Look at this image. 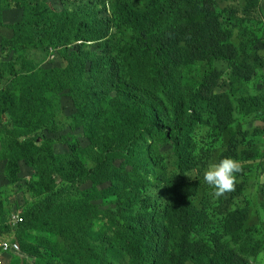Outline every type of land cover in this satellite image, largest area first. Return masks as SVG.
<instances>
[{
  "label": "trees",
  "instance_id": "16d2710c",
  "mask_svg": "<svg viewBox=\"0 0 264 264\" xmlns=\"http://www.w3.org/2000/svg\"><path fill=\"white\" fill-rule=\"evenodd\" d=\"M64 1L34 0L21 44L25 56L50 61L56 44L64 65L39 67L33 80L21 73L0 95V122L9 123L2 116L11 108V119L32 121L25 133L22 122L13 132L0 128L33 169L34 198L19 212L0 198L1 236L20 248L6 255L8 264H256L264 232L247 228L250 204L223 210L234 192L213 212L203 172L225 157L261 160L254 172L264 183V147L245 138L255 127L264 136L261 0H225L233 3L227 10L217 0H75L71 8ZM251 80L258 85L249 88ZM247 121L242 144L236 132ZM68 128L77 129L64 134ZM45 132L68 150L55 152ZM26 138L43 145L32 152ZM97 199L112 206L99 212ZM259 209L264 215V202ZM39 230L56 238L43 247L63 243V258L25 246Z\"/></svg>",
  "mask_w": 264,
  "mask_h": 264
},
{
  "label": "rangeland",
  "instance_id": "374dc122",
  "mask_svg": "<svg viewBox=\"0 0 264 264\" xmlns=\"http://www.w3.org/2000/svg\"><path fill=\"white\" fill-rule=\"evenodd\" d=\"M16 1L17 0H0V95L4 94L3 90L7 87L9 83H13L16 85L21 82V73H25V72L28 73V77L31 80H33V77L39 67L64 65V59L61 56L60 48H58L56 44H54L56 48L55 49L52 48L54 49L56 56L55 60L53 61H50L49 59L47 60L48 57L40 53L36 54L32 58L25 56L23 52L24 49L21 46V44L23 43V39L27 36L26 19H30L29 18L30 13L33 10L32 7L35 4V2L34 0H27L29 3V7L25 9H18L15 8ZM43 1L45 0H39V3ZM47 1H51L54 4V6L57 7V3L55 2V0H47ZM74 1L75 0H65L64 6L71 8ZM77 1L82 2V1H92V0H77ZM217 5L219 10H227L230 6L233 5V3L231 1L217 0ZM77 6L78 4L76 5V7ZM261 6L264 7V0H261ZM239 35L240 33L238 28H235L233 40L237 45H240V43L243 41L242 36L240 35L241 36L240 37ZM14 38H19V42L16 48L12 47V40ZM256 45H257L256 46L257 52L262 57H264V41H261ZM91 48L93 49L94 46L92 45ZM33 51L35 52V50ZM16 61H18V64L15 63ZM216 66L223 71L226 72L228 71V65L225 64L224 62L218 61L216 63ZM16 72H18V74H10ZM257 78H259V76ZM261 80H262L261 87H264V71L261 72ZM259 81L260 79H258V82ZM255 85L258 84L257 83L255 84L253 80H251L248 83L249 88ZM62 107L66 115L72 114V111L68 106V103L64 102V105ZM3 108L4 105L0 104V114ZM16 112L17 110L15 108H11L7 112H5V114H3L2 117L5 120L9 119V123H7V121L0 122V128L3 130L6 127L8 131L13 132L16 130V125L22 122L26 127V129L23 130L24 133L28 132V128L32 127L31 119L28 117H23L20 121L11 119V117ZM258 125L260 124L257 123V126ZM251 127H252L251 122L247 121L244 126H239L237 128L236 135L240 137L238 138L240 139V142H242V144H246V141L242 139L243 133L246 130H249ZM76 129L77 128L71 130L70 128H68L64 130L63 133L64 134L68 132L73 133L76 131ZM255 131H256V127L252 129L248 134H246L245 138L248 141L254 139L255 145L263 148L264 136H262V133L255 134ZM39 133L42 132L41 131L34 132L30 137H34ZM44 136L45 138H52L55 140L56 142L54 145L55 152L63 153L68 150L66 145H63L58 142L57 135H52L50 133L45 132ZM2 138H6L7 141L3 143L1 141ZM79 141L81 143V139H79ZM82 142L84 141L82 140ZM13 144H14V140L12 138L0 134V196H1L0 198L3 201L4 199H8V203L9 205L12 206L13 212H19L20 211L19 208L21 206H23L25 203L31 201L34 198L33 189L31 183L29 182L33 169L28 167L23 161L24 154L21 150L17 151L11 148ZM22 144L23 146H28V147L32 145V152H34L36 148L42 147L43 145L42 143L39 142L31 144L29 138L23 139ZM170 148L171 146H166L165 148L162 149V151H164L166 155H169ZM15 151H17V154L15 153ZM13 161H18L16 168H12L8 166V162H13ZM238 163L240 165V171L239 173L235 174L233 189L231 191L225 192L219 197H216L213 194V189L209 187V189L205 193V201L207 204L213 205L211 207L214 212V204L218 203V201H220L222 197L230 193L238 192L239 193L238 198H236V200L232 203L223 205L222 209L226 211L227 209L234 208V206L244 207L249 203L250 213H249V220L247 222V228H249L251 231H254L256 233L257 231L264 232V215L260 212L259 209V204L264 202V183L261 180L262 178L259 177L260 171H258L257 173L254 172L255 165L262 163V161L251 160V161L238 162ZM243 174H245V176ZM3 179L5 181V184L1 182ZM112 193L113 192H108L107 194H112ZM224 199L225 198H223V200ZM92 204L98 207L99 212H103L112 206L111 204H108L101 199L93 200ZM217 209L218 208H216V210ZM99 225L100 223L97 221L96 226L94 227V231L96 233H98L99 231L100 228ZM41 234L43 235V237H46V241H43ZM25 237L27 239L25 246L26 247L33 246L38 252L49 249L51 252L57 253L59 251V248L63 246V243L58 239L55 245V249L50 247H43L44 245H49V243L53 241V239L56 240V238L52 239L51 236H47V233L40 232V230L31 233L30 236L27 235ZM20 244L22 245V240H20ZM57 255L60 258H63L62 254L57 253ZM43 256L44 258H46V254H43ZM263 259H264V253H262L256 264H264ZM3 263L8 264V261L3 260Z\"/></svg>",
  "mask_w": 264,
  "mask_h": 264
},
{
  "label": "clouds",
  "instance_id": "9594fccd",
  "mask_svg": "<svg viewBox=\"0 0 264 264\" xmlns=\"http://www.w3.org/2000/svg\"><path fill=\"white\" fill-rule=\"evenodd\" d=\"M239 171V163L233 158L225 157L206 168L203 181L213 189V194L219 197L233 189L235 174Z\"/></svg>",
  "mask_w": 264,
  "mask_h": 264
},
{
  "label": "built area",
  "instance_id": "2783aa9c",
  "mask_svg": "<svg viewBox=\"0 0 264 264\" xmlns=\"http://www.w3.org/2000/svg\"><path fill=\"white\" fill-rule=\"evenodd\" d=\"M16 223L22 222V218L18 215L13 216ZM20 250L17 243L11 240H5L0 233V264H4L3 260H7L6 255L10 252H18Z\"/></svg>",
  "mask_w": 264,
  "mask_h": 264
}]
</instances>
